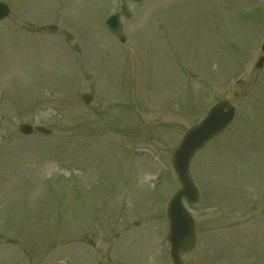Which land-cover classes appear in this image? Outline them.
I'll use <instances>...</instances> for the list:
<instances>
[{
	"label": "rangeland",
	"instance_id": "obj_1",
	"mask_svg": "<svg viewBox=\"0 0 264 264\" xmlns=\"http://www.w3.org/2000/svg\"><path fill=\"white\" fill-rule=\"evenodd\" d=\"M1 1L0 264H172L171 157L223 99L236 117L191 163L182 260L264 264V0L128 3L125 43L105 26L119 0ZM40 24L59 32L22 28Z\"/></svg>",
	"mask_w": 264,
	"mask_h": 264
},
{
	"label": "water",
	"instance_id": "obj_2",
	"mask_svg": "<svg viewBox=\"0 0 264 264\" xmlns=\"http://www.w3.org/2000/svg\"><path fill=\"white\" fill-rule=\"evenodd\" d=\"M141 2L143 0H122ZM124 15L129 16L126 6L123 7ZM8 15L7 7L0 3V20ZM110 32L116 35L122 42L125 41L123 28L120 23V14L110 17L107 22ZM264 49V48H263ZM261 59L259 67L262 65ZM235 109L228 101H222L215 105L207 117L195 128L191 129L184 137L172 162L178 175L181 189L175 194L169 203L168 217L170 221L169 240L172 245V259L174 264H182L181 254L190 250L195 243V223L190 214L186 211L183 199L194 204L199 199L198 190L190 176V164L195 154L206 146L216 136L225 131L233 121ZM23 134L32 133L28 125L20 127ZM44 134H50V130L38 128Z\"/></svg>",
	"mask_w": 264,
	"mask_h": 264
},
{
	"label": "flooded vegetation",
	"instance_id": "obj_3",
	"mask_svg": "<svg viewBox=\"0 0 264 264\" xmlns=\"http://www.w3.org/2000/svg\"><path fill=\"white\" fill-rule=\"evenodd\" d=\"M34 32H35L34 34H36L37 31L35 30Z\"/></svg>",
	"mask_w": 264,
	"mask_h": 264
}]
</instances>
